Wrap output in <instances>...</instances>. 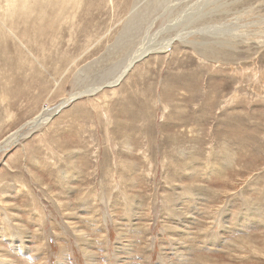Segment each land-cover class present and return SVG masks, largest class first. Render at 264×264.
Returning <instances> with one entry per match:
<instances>
[{"label": "rangeland", "instance_id": "rangeland-1", "mask_svg": "<svg viewBox=\"0 0 264 264\" xmlns=\"http://www.w3.org/2000/svg\"><path fill=\"white\" fill-rule=\"evenodd\" d=\"M206 1L0 0L1 255L264 264V0Z\"/></svg>", "mask_w": 264, "mask_h": 264}, {"label": "bare ground", "instance_id": "bare-ground-1", "mask_svg": "<svg viewBox=\"0 0 264 264\" xmlns=\"http://www.w3.org/2000/svg\"><path fill=\"white\" fill-rule=\"evenodd\" d=\"M16 0H12V5H11V7L10 8H14V6H15V4H14V2H15ZM26 1V0H25ZM42 1V0H41ZM159 1V0H158ZM202 1V0H201ZM219 0H208V1H206L205 3H202V4H198V5H196L197 7H195V5H193L195 8L193 9L192 8V12L191 13H189L188 15H186V19L185 20H181V21H184V23H186V28H188L189 29V27H190V29H192V30H190L189 29V31H187L186 30V28H185V30L188 32V33H186V35H190V34H195V33H199V32H206V33H210L211 35H214V36H220V35H222V32L224 31V30H230L228 33H229V35H230V33H234V32H232V30H234V31H238V30H242L243 28H240V27H233V28H228V27H223V26H220V23L221 22H225V24H230L229 23V20L231 19L230 18V14H229V11H231L232 12V14H233V12H235V11H237L238 10V4H236V8L237 9H235V6H234V4H233V0L232 1H228V0H225V5L226 6H228V8H229V11H226V10H223L222 9V5L223 4H220L219 5V7L218 6H214L215 5V3L216 2H218ZM228 1V2H227ZM239 1V0H238ZM137 2H138V0H137ZM156 2V1H155ZM154 3V2H153ZM198 3V2H197ZM157 4V3H156ZM218 4V3H217ZM25 5V4H24ZM17 6V5H16ZM208 6H212L211 7V9L209 10V12H210V14L211 15H209V16H211V17H209L210 19H209V21L210 22H216V23H208L207 25L205 24H203L202 26L201 25H199V27H197V26H194L195 28H196V30H193V26L191 27V26H189V25H191V24H194L196 21H198V20H200L201 18H205V16H208V14H207V12L206 11H208V10H206L205 11V8L207 9V7ZM232 7L235 9V10H232ZM142 8V7H141ZM11 10V9H10ZM24 10V9H23ZM27 10V9H26ZM183 10V9H182ZM245 11H247V8L246 9H244ZM6 11V10H5ZM33 11V10H32ZM148 11V10H147ZM244 11V12H245ZM188 12V11H187ZM7 13V12H6ZM9 13V12H8ZM29 13V12H28ZM207 14V15H206ZM7 15V14H6ZM12 15V14H11ZM217 15H219V17H216ZM133 17H135V15L133 16ZM11 18V17H10ZM132 18V17H131ZM130 18V19H131ZM129 19V20H130ZM183 19V18H182ZM220 19H222V20H220ZM224 19V20H223ZM132 20V19H131ZM2 21V20H1ZM155 22V21H154ZM4 23V22H3ZM180 23V22H179ZM201 23V22H200ZM204 23V22H203ZM131 24V23H130ZM5 25V24H4ZM223 28V31H221V29ZM7 29V28H6ZM132 30H134V29H132V27L130 28V26H129V29L127 28L125 31L126 32H124L125 34L123 35L124 37H123V39L120 41V49L122 50V51H124L125 52V50L128 48V45L129 44H131V43H133V41L135 42V39L137 38H134V33H132ZM184 34H185V32H184ZM235 34V33H234ZM137 36V35H136ZM184 36V35H183ZM188 37H190V36H188ZM188 37H187V40H189L188 39ZM196 37V36H195ZM149 38V37H148ZM221 38V37H220ZM134 39V40H133ZM152 39V38H151ZM190 39H193V38H190ZM196 39V38H195ZM215 39H217V41H218V38H214V39H212V40H214L215 41ZM120 40V39H119ZM132 41L131 43L130 42H127V41ZM137 40V39H136ZM197 40V39H196ZM122 41H124L123 43H122ZM149 41H150V38H149ZM198 41V40H197ZM244 41V40H243ZM151 42V41H150ZM164 42V41H163ZM171 42V41H170ZM170 42H167L165 45H163L162 47H161V49L163 48V49H165V48H167L169 45H170ZM211 42H213V41H210V40H206V42H204L203 40L202 41H200L199 40V43L198 42H196V45H198L200 48H197V49H199L203 54H205V55H211V56H213V54H215L217 51L215 50L216 48L212 45V43ZM216 42V41H215ZM245 42V41H244ZM152 43V42H151ZM186 43V42H185ZM216 43H218V42H216ZM154 44V43H153ZM153 44H151L152 46H153ZM172 45V44H171ZM234 45V44H233ZM231 46V45H230ZM134 47V46H133ZM133 47L131 46L130 47V52L133 50ZM236 47V46H235ZM156 48V47H155ZM160 48V47H159ZM234 48V47H233ZM237 48V47H236ZM136 49V50H135ZM134 50H133V53H132V56L130 57V60H129V62L126 64V67H125V69L121 72V74L118 76V79H120V78H122V76L127 72V70H128V68L130 67V66H132L133 65V63L135 62V60L136 59H138L139 57L141 58L143 55H145V54H147L148 52H149V48L148 47H146V45L144 44V42L141 44V45H139V47L138 48H135ZM218 50H219V48H218ZM119 54H120V52H119ZM127 55V54H126ZM216 55V54H215ZM121 56H122V54H121ZM117 79V80H118ZM79 95V94H78ZM72 97H73V95H72ZM76 97H77V94H76ZM204 105V104H203ZM45 113V112H44ZM44 113H42V114H40V115H38L37 117H35L33 120H31L30 122H28V123H32L33 122V125H35V124H38L39 122H41V121H46V117L47 116H44L43 114ZM42 117V116H44L42 119H40L39 121L37 120L39 117ZM48 118H50V117H48ZM32 134V133H31ZM17 134H15L14 136H16ZM17 137V136H16ZM15 138V137H14ZM11 139H13V138H11ZM10 139V140H11ZM11 143V142H10ZM2 147V146H1ZM70 203V202H69ZM72 203V202H71ZM70 208V207H69ZM13 217V216H12ZM80 230V229H79ZM27 231V230H26ZM76 231V230H75ZM78 234V233H77ZM46 240V239H45ZM19 241V240H18ZM17 241V242H18ZM18 248V247H17ZM19 249V248H18ZM1 253L2 252H0V257L1 256H3L2 258H5V261H9L11 264H14V261L15 260H13V259H10L9 257H7V255L6 254H2L1 255ZM121 261V260H120ZM1 262V261H0ZM7 263V262H6Z\"/></svg>", "mask_w": 264, "mask_h": 264}]
</instances>
